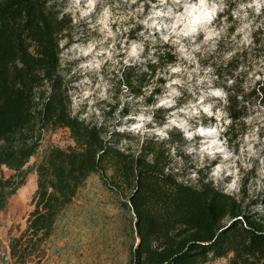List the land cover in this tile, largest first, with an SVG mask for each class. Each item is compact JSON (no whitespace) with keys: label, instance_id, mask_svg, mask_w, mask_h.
<instances>
[{"label":"trees","instance_id":"16d2710c","mask_svg":"<svg viewBox=\"0 0 264 264\" xmlns=\"http://www.w3.org/2000/svg\"><path fill=\"white\" fill-rule=\"evenodd\" d=\"M64 9L61 0H0V212L25 184L27 166L47 131L66 128L75 143L50 148L35 165L34 210L26 230L11 241L9 264H37L34 258L45 254L43 243L93 174L122 195L124 208L135 216L137 243L128 264H212L222 258L229 264H264V192L231 193L203 169L179 168L176 156H186L172 152L173 132L124 150L118 145L124 134L110 133L74 111L61 59L73 19L69 13L57 19ZM165 47L155 49L156 61L147 63L152 76L162 62H176L173 48ZM248 49L233 55L219 75L232 79L240 64L252 63L257 55ZM149 72L139 67L123 72L132 94H143ZM241 83L223 87L233 125L258 101L264 105L255 89L244 95L245 103L237 100ZM178 140L186 142L184 136ZM3 166L13 173L6 176ZM192 170L198 175L194 182L186 180Z\"/></svg>","mask_w":264,"mask_h":264},{"label":"rangeland","instance_id":"374dc122","mask_svg":"<svg viewBox=\"0 0 264 264\" xmlns=\"http://www.w3.org/2000/svg\"><path fill=\"white\" fill-rule=\"evenodd\" d=\"M247 2L249 0H208L209 7L217 5L216 15L210 22L197 26L195 33L182 36L179 44L173 43L176 39L173 25L184 13L185 5L198 3V0H151L150 3L149 0H137L131 5L130 0H119V9L114 6L116 0H97L96 8L89 16L82 17L74 10L68 12L73 26L69 38L63 42L61 59L74 111L87 121L104 124L110 133L124 134L118 142L124 150H136L147 138L167 139L173 132L176 142L172 152L177 155L179 151L186 156V159L176 156L179 168L195 166L203 169L210 179L231 193L255 197L263 193L264 121L260 117H264V112L257 116L259 109L254 106L241 121L226 125L224 121L231 120L228 115L219 122L215 117L218 110L227 113L224 98L212 94L217 89L224 91L227 76L219 74L233 55L249 47L254 49L252 53L257 55L256 58L264 56L261 50L264 45V7L258 15L254 9H240L239 5ZM61 3L64 8L70 7L69 0H61ZM141 3L144 4L143 11H136ZM108 6H112L113 13L128 15L132 12L136 18L127 21L134 27L116 38L117 50L125 36L130 42L136 41L141 45L139 56L130 60L128 65L123 63L122 52L119 56L114 54L112 59L107 58L105 50L113 41L109 38L101 43L104 34L92 27ZM145 20L147 23H143ZM246 24L248 28L243 27ZM112 28L115 32L116 26ZM213 32L215 35L205 39ZM248 41H252L254 46H246ZM165 44L167 49L173 48L176 62L168 66L162 62L152 76L147 63L156 61L155 49L166 50ZM181 44L188 56L180 50ZM229 53L233 55L229 56ZM113 60L120 62L114 64ZM170 66H180L182 70L170 72ZM132 67L149 72L143 94L139 96L131 93L122 78L123 72ZM188 73L192 74L191 79ZM201 95L204 96L203 105H197L194 110L192 105L197 104ZM153 99L155 103L151 104ZM203 107H209L213 115L208 116ZM141 116L143 119H138ZM218 123L220 127H217ZM134 124L142 127L133 129ZM214 127L217 128L216 135L200 134V129L207 131ZM188 133L192 134L191 137ZM180 136H184L186 142L179 141ZM213 139L220 142L223 151L206 150ZM74 144L66 128L49 130L44 134L41 148L27 166L31 171L25 184L0 212V264L10 263L11 241L26 230L28 218L34 210L38 178L35 165L50 148H68ZM217 168L218 175L214 174ZM2 170L6 176L13 173L4 166ZM111 173L109 171L108 175ZM193 173L196 170H192L186 180L194 182L198 175L193 176ZM123 199L116 190L104 184L100 174L91 175L74 202L61 215L53 236L43 243L45 254L35 257V262L128 264L137 235L133 227L135 216L130 209L124 208ZM212 264H229V259H217Z\"/></svg>","mask_w":264,"mask_h":264},{"label":"clouds","instance_id":"9594fccd","mask_svg":"<svg viewBox=\"0 0 264 264\" xmlns=\"http://www.w3.org/2000/svg\"><path fill=\"white\" fill-rule=\"evenodd\" d=\"M124 2H128V0H124ZM151 0H149V3ZM137 0H130L131 4H136ZM70 7L65 8L63 11L59 13L57 16V19H63L64 15L70 11L79 12L80 15L83 16H89L96 8L97 0H69ZM114 6L119 9V0H116V3ZM112 6H108L105 8L104 12L101 15V18H99L96 22V25H92L93 29H97L102 34H104V41L106 42L109 38L112 39V44L109 45V48L105 51L107 52V58L112 59L114 54L116 56H119L120 53H124L122 59L123 63L125 65L129 64L130 60H134L139 56L141 45L137 43L136 41H129L128 37L125 36L123 40L120 41V49L117 50L115 48V44L117 42L116 38L118 35H123L124 33H128L131 27H134L133 24H128L127 21L129 19L135 20V16L132 12H129L128 15H123L120 13H113L111 11ZM240 9H254L255 13L258 15L260 13L261 7H264V0H249L247 3H241L239 5ZM144 4L141 3L139 8L136 11H143ZM216 9L217 5L212 4L211 7H209L208 0H198V3L193 4H187L185 5L184 13L180 15L175 25H173L172 31L175 33L176 39L173 41V43L179 44L180 38L187 37L192 33H195L197 31V26L201 25L202 23L210 22L212 18L216 15ZM245 16H247V12H245ZM150 19V17H149ZM139 22V21H137ZM143 23H147V20L143 21ZM116 26L115 32L113 31L112 26ZM244 28H248L249 25H244ZM177 28H179V31H177ZM243 31V29H241ZM212 35H215V33H209L208 36L205 37V39H210ZM167 39V37H165ZM245 40H247V36H245ZM246 46H254L252 44V41H248ZM91 47L89 48V51H91ZM180 50L188 56L189 54L184 49L183 45L181 44ZM229 56L233 55V53H229ZM119 60H113L114 64H119ZM193 62H195L193 60ZM182 69L180 66L171 67L170 66V72H180ZM184 71H187L185 68ZM193 71H196L193 69ZM246 74V75H245ZM188 78H192V74L188 73ZM242 79L243 83H241L239 86L243 91L236 95L237 100L244 102L243 97L244 95L250 93L253 89H255L258 94L261 96V99H264V93H259V87H264V56H260L259 58H255V60L250 64H240L236 70L235 74L232 79H229L227 81V86L229 88H232L234 85L237 84V80ZM199 82V81H198ZM172 83H178V81H172ZM259 83V87H258ZM179 93H177L178 95ZM215 96H221L224 98V103L228 104L229 101L227 99V93L224 92L222 89H217L213 91L212 93ZM85 95H90V93H85ZM204 96L201 95V97L197 100V104L192 105V108L194 110L197 109V105H203ZM91 103V101H90ZM162 103L170 104L169 101H162ZM245 103V102H244ZM255 108L259 109L257 112V116L260 115V112H264V105L260 104L259 101L255 105ZM203 112L207 113L208 116H212L213 113L210 111L209 107H203ZM194 114H198V112L194 111ZM227 113L221 112L220 110L217 111L215 114L216 120L219 122L224 116H226ZM138 119H143V117H139ZM261 121H264V117H260ZM175 122V121H173ZM226 125H230L232 121L230 119H227L224 121ZM183 124V122H182ZM181 124V126H182ZM142 127L140 124H134L132 125L133 129ZM217 127H220L219 123L217 124ZM224 129L221 128V131ZM259 129L257 128V131ZM200 134L204 135H216L217 134V128H212L207 131L204 129H200ZM189 137H191V133L187 134ZM220 142L216 139H213L208 145L206 150L209 152L212 151H223L224 149L219 146ZM251 148V146H250ZM219 168H217L216 173L218 175ZM196 173H193V176H195Z\"/></svg>","mask_w":264,"mask_h":264}]
</instances>
